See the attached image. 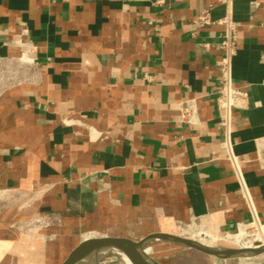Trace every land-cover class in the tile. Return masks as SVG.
<instances>
[{"label": "crops", "instance_id": "0c3cea01", "mask_svg": "<svg viewBox=\"0 0 264 264\" xmlns=\"http://www.w3.org/2000/svg\"><path fill=\"white\" fill-rule=\"evenodd\" d=\"M227 14L246 106L226 128ZM0 66V264L264 222V0H0Z\"/></svg>", "mask_w": 264, "mask_h": 264}, {"label": "rangeland", "instance_id": "374dc122", "mask_svg": "<svg viewBox=\"0 0 264 264\" xmlns=\"http://www.w3.org/2000/svg\"><path fill=\"white\" fill-rule=\"evenodd\" d=\"M5 70V67L0 66V75ZM174 233L204 243L211 242L208 241L207 237L212 234L216 237L211 242L214 244V247L238 248L242 244H248L249 242V244L262 243L258 239L261 236L264 237V222L256 224L248 223L235 230L227 231L224 229L208 228V226L202 225L200 222L190 223L181 221L175 222ZM152 243L161 249L152 259L161 264H264V251L256 254H242L223 258L169 241L150 240L146 245ZM103 262L107 264H124L121 256L113 251H106L98 255L97 264Z\"/></svg>", "mask_w": 264, "mask_h": 264}, {"label": "water", "instance_id": "95a60500", "mask_svg": "<svg viewBox=\"0 0 264 264\" xmlns=\"http://www.w3.org/2000/svg\"><path fill=\"white\" fill-rule=\"evenodd\" d=\"M150 240L170 241L223 258L264 251V244L262 243H255V248L214 247L191 238L165 232L149 233L138 240L124 236L92 234L79 241L59 264H97L98 255L106 251H113L120 256H126L133 264H158L144 251L146 243Z\"/></svg>", "mask_w": 264, "mask_h": 264}, {"label": "built area", "instance_id": "2783aa9c", "mask_svg": "<svg viewBox=\"0 0 264 264\" xmlns=\"http://www.w3.org/2000/svg\"><path fill=\"white\" fill-rule=\"evenodd\" d=\"M221 1L229 3L231 0ZM159 2H161V0H159ZM209 10L210 5L200 11L195 21L199 24L212 23L209 17ZM219 22L224 25V30L221 34L219 43L223 54L220 63V78L217 88L216 106L223 112L224 125L227 128L232 109L246 106V91L234 84L231 74V58L236 50V24L228 14L223 16ZM187 107L185 106L184 108L187 109Z\"/></svg>", "mask_w": 264, "mask_h": 264}, {"label": "bare ground", "instance_id": "6f19581e", "mask_svg": "<svg viewBox=\"0 0 264 264\" xmlns=\"http://www.w3.org/2000/svg\"><path fill=\"white\" fill-rule=\"evenodd\" d=\"M178 235V234H177ZM206 235V234H205ZM201 236V235H200ZM225 236V235H224ZM261 236V235H260ZM207 237V236H206ZM219 237V236H218ZM208 241H213L216 239V237L212 234H210L208 237H207ZM227 239V238H226ZM235 241V240H234ZM258 241H262V244H264V237L261 236L260 239H258ZM201 242V241H200ZM211 242H207V243H204V242H201L205 245H208V246H213L214 244H212ZM250 243V242H249ZM242 244V246L240 248H255L256 246L254 244ZM253 243V242H252ZM233 246V245H232ZM144 251L146 252V254L148 256H150L151 258H153V256H155L156 254H158L161 249L158 248V246L154 243L152 244H148L144 247ZM122 260L124 261V264H133L126 256H121ZM100 264H107L106 262H103V263H100Z\"/></svg>", "mask_w": 264, "mask_h": 264}]
</instances>
